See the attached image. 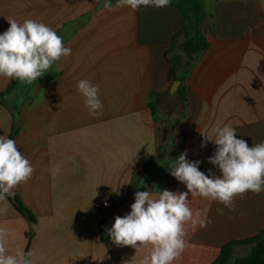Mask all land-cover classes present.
<instances>
[{
    "label": "crops",
    "instance_id": "obj_1",
    "mask_svg": "<svg viewBox=\"0 0 264 264\" xmlns=\"http://www.w3.org/2000/svg\"><path fill=\"white\" fill-rule=\"evenodd\" d=\"M203 4L209 45L171 88L170 60L183 55L188 35L175 6L109 10L98 0H0V32L8 19L30 18L71 49L37 80L20 81L7 105L0 103V136L10 138L16 112L14 140L34 169L8 195L17 193L35 222L6 195L0 199V245L7 254L31 252L33 264H142L151 244L107 243L105 218L111 216L112 226L127 214L138 190L187 191L167 168L183 152L201 161V171L220 175L208 162L216 146L201 147L200 130L229 125L250 147L264 141V0ZM81 79L98 86L103 107L96 116L76 87ZM9 81L0 76V92ZM189 199L210 222L185 226L187 246L174 264H211L226 243L264 232V192L235 197L234 211ZM253 246L236 243L227 264Z\"/></svg>",
    "mask_w": 264,
    "mask_h": 264
},
{
    "label": "clouds",
    "instance_id": "obj_2",
    "mask_svg": "<svg viewBox=\"0 0 264 264\" xmlns=\"http://www.w3.org/2000/svg\"><path fill=\"white\" fill-rule=\"evenodd\" d=\"M105 9L113 8L112 0H98ZM170 0H115V7L141 6L163 8ZM9 27L0 32V76L32 83L52 67L62 56H69L62 36L43 22L26 18L23 22L8 19ZM78 91L84 98L89 115H98L103 107L98 86L87 79L77 81ZM201 147L211 141L216 147L208 162L219 169L220 175L206 174L199 169L200 160L190 161L183 152L169 167L170 174L187 189L175 192L168 189L153 194L151 190H138L134 202L124 216H116L108 230L116 245L151 244V251L142 264H174L186 248L185 226L203 228L210 220L202 218L201 209L190 206L191 198L201 197L222 204L234 211L233 201L247 192H264V141L251 147L237 138L236 129L229 125L216 127L211 132L200 130ZM34 169L30 161L18 150L14 139L0 136V199L10 194L17 184L31 178ZM107 204V201H105ZM223 212V208H218ZM31 252L18 250L7 254L0 245V264H33Z\"/></svg>",
    "mask_w": 264,
    "mask_h": 264
},
{
    "label": "trees",
    "instance_id": "obj_3",
    "mask_svg": "<svg viewBox=\"0 0 264 264\" xmlns=\"http://www.w3.org/2000/svg\"><path fill=\"white\" fill-rule=\"evenodd\" d=\"M112 3L115 4V0H112ZM169 4L175 6L187 22L188 35L180 46L183 55L186 57L184 58L181 54H175L170 60L171 66L169 70V75L171 77L183 81L186 76L185 71L188 70L189 66L194 62V56L201 54L209 45L202 32V24L207 13L204 8L203 0H170ZM182 70L184 71L183 75H176L178 71ZM19 83V80L10 78L7 87L0 92V103L7 105L5 101L6 96L15 91L18 88ZM149 106L154 113L155 109L150 103ZM13 118L14 122L10 134V138L12 139H14L18 132L16 112L14 111ZM6 196L15 208L27 218V220L35 222L36 217L34 213L20 201L17 193H14L11 196L7 194ZM105 241L107 243L111 241L108 233ZM239 242H253L254 246L247 255L236 258L233 261V264H264V232L245 239L232 240L226 243L221 247L217 258L211 264H227L231 258L234 245Z\"/></svg>",
    "mask_w": 264,
    "mask_h": 264
},
{
    "label": "water",
    "instance_id": "obj_4",
    "mask_svg": "<svg viewBox=\"0 0 264 264\" xmlns=\"http://www.w3.org/2000/svg\"><path fill=\"white\" fill-rule=\"evenodd\" d=\"M180 83L179 79H175L174 82L172 83L171 88H173L175 86V84ZM111 226V216H107V218H105L104 220V229L106 231H108L110 229Z\"/></svg>",
    "mask_w": 264,
    "mask_h": 264
},
{
    "label": "built area",
    "instance_id": "obj_5",
    "mask_svg": "<svg viewBox=\"0 0 264 264\" xmlns=\"http://www.w3.org/2000/svg\"><path fill=\"white\" fill-rule=\"evenodd\" d=\"M108 205V201H107V204H105V201H103L102 203H101V206L102 207H106ZM99 210H101V209H99Z\"/></svg>",
    "mask_w": 264,
    "mask_h": 264
}]
</instances>
